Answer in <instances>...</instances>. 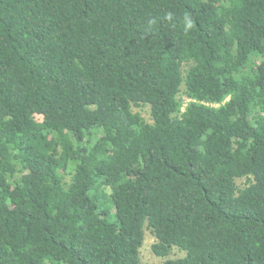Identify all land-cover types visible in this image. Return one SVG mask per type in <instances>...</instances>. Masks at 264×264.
Instances as JSON below:
<instances>
[{
    "label": "trees",
    "instance_id": "trees-1",
    "mask_svg": "<svg viewBox=\"0 0 264 264\" xmlns=\"http://www.w3.org/2000/svg\"><path fill=\"white\" fill-rule=\"evenodd\" d=\"M145 229L264 264V0H0V264H140Z\"/></svg>",
    "mask_w": 264,
    "mask_h": 264
},
{
    "label": "rangeland",
    "instance_id": "rangeland-1",
    "mask_svg": "<svg viewBox=\"0 0 264 264\" xmlns=\"http://www.w3.org/2000/svg\"><path fill=\"white\" fill-rule=\"evenodd\" d=\"M132 109L133 111L139 112L146 120L150 121L148 105H142L140 107L133 106ZM236 182L239 186H243V184L245 183L243 178H237ZM154 242L155 238L150 232V230L145 229L143 244L140 248V264H157L163 259L153 254L151 250V245ZM182 254L184 256V251L180 252L176 249V247H174L172 251L168 254V256L164 258H175L181 256Z\"/></svg>",
    "mask_w": 264,
    "mask_h": 264
}]
</instances>
